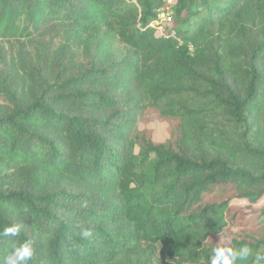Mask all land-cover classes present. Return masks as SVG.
<instances>
[{
	"label": "trees",
	"instance_id": "obj_1",
	"mask_svg": "<svg viewBox=\"0 0 264 264\" xmlns=\"http://www.w3.org/2000/svg\"><path fill=\"white\" fill-rule=\"evenodd\" d=\"M169 1L0 0V260L264 249V0Z\"/></svg>",
	"mask_w": 264,
	"mask_h": 264
},
{
	"label": "clouds",
	"instance_id": "obj_2",
	"mask_svg": "<svg viewBox=\"0 0 264 264\" xmlns=\"http://www.w3.org/2000/svg\"><path fill=\"white\" fill-rule=\"evenodd\" d=\"M82 207H87V203L85 202ZM21 229L22 225L14 224L6 227L0 235L15 237L20 234ZM82 236L85 238L91 237V230L84 229L82 231ZM33 256L34 251L30 242L13 243L12 251L0 260V264H28V261H30ZM252 256L253 250L247 245L236 249L232 246H223L222 242L219 241L217 246L212 249L209 264H235L237 260L247 261ZM262 262H264V249L255 252L253 264H262Z\"/></svg>",
	"mask_w": 264,
	"mask_h": 264
},
{
	"label": "rangeland",
	"instance_id": "obj_3",
	"mask_svg": "<svg viewBox=\"0 0 264 264\" xmlns=\"http://www.w3.org/2000/svg\"><path fill=\"white\" fill-rule=\"evenodd\" d=\"M169 5H172V0L168 2ZM173 17V10L170 8H167L166 10H163L159 13L158 21L154 22L152 25L154 28H156L159 32L162 33L164 30L163 28L166 27L168 24L171 23ZM119 57L123 56V48L119 47L116 51ZM149 130L153 133V139L156 143H163L169 138L168 133V125L167 124H160V123H154L147 127ZM236 205H242L245 206V203H235Z\"/></svg>",
	"mask_w": 264,
	"mask_h": 264
}]
</instances>
